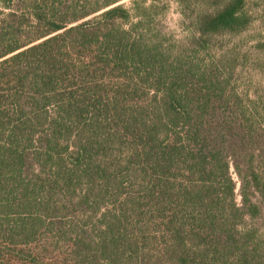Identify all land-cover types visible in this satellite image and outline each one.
Returning a JSON list of instances; mask_svg holds the SVG:
<instances>
[{"label": "trees", "instance_id": "obj_1", "mask_svg": "<svg viewBox=\"0 0 264 264\" xmlns=\"http://www.w3.org/2000/svg\"><path fill=\"white\" fill-rule=\"evenodd\" d=\"M121 1L0 0V264H264L248 0Z\"/></svg>", "mask_w": 264, "mask_h": 264}, {"label": "rangeland", "instance_id": "obj_2", "mask_svg": "<svg viewBox=\"0 0 264 264\" xmlns=\"http://www.w3.org/2000/svg\"><path fill=\"white\" fill-rule=\"evenodd\" d=\"M130 1L122 0L121 3L129 5ZM169 5L163 22L169 32L181 39L186 32L182 28L180 7L175 0H169ZM248 7L254 17L253 24L241 36L224 42L228 45L236 43L240 53L247 56L241 64L238 85L252 91H264V51L255 47L256 41L264 36V0H248Z\"/></svg>", "mask_w": 264, "mask_h": 264}]
</instances>
